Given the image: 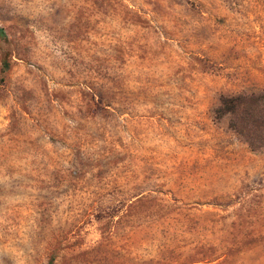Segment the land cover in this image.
<instances>
[{"label":"rangeland","instance_id":"obj_1","mask_svg":"<svg viewBox=\"0 0 264 264\" xmlns=\"http://www.w3.org/2000/svg\"><path fill=\"white\" fill-rule=\"evenodd\" d=\"M259 92L264 0H0V264H264Z\"/></svg>","mask_w":264,"mask_h":264},{"label":"trees","instance_id":"obj_2","mask_svg":"<svg viewBox=\"0 0 264 264\" xmlns=\"http://www.w3.org/2000/svg\"><path fill=\"white\" fill-rule=\"evenodd\" d=\"M4 67L8 68L6 62ZM214 118L229 117L234 133L255 152H264V92L220 96ZM51 258L48 264H53Z\"/></svg>","mask_w":264,"mask_h":264}]
</instances>
